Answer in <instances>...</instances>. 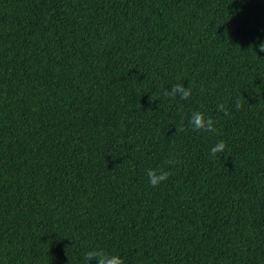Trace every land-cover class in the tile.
<instances>
[{
	"label": "trees",
	"instance_id": "1",
	"mask_svg": "<svg viewBox=\"0 0 264 264\" xmlns=\"http://www.w3.org/2000/svg\"><path fill=\"white\" fill-rule=\"evenodd\" d=\"M261 43L264 0H0V264H264Z\"/></svg>",
	"mask_w": 264,
	"mask_h": 264
},
{
	"label": "clouds",
	"instance_id": "2",
	"mask_svg": "<svg viewBox=\"0 0 264 264\" xmlns=\"http://www.w3.org/2000/svg\"><path fill=\"white\" fill-rule=\"evenodd\" d=\"M260 51H264V43L259 45ZM164 96L175 98L177 96L180 99H187L192 95V87H185L184 84H174L170 89H165ZM151 100L154 102L152 96ZM235 107L239 110L243 106V101L237 98L234 101ZM217 111H222L226 115L228 110L226 105L221 103L217 105ZM189 124L195 131L214 132L216 129V120L211 115L202 110L194 111L189 119ZM183 128L177 127V132L183 131ZM176 132V133H177ZM227 150V142L223 139L218 140L210 148V158L215 159L218 154L224 153ZM177 164L175 159L166 160L161 166L156 168H149L146 170V177L149 184L153 187H159L162 183L166 182L172 175L173 171L171 166ZM84 259L87 264H92L93 260H96L98 264H125L124 257L118 252H110L104 248H92L84 254Z\"/></svg>",
	"mask_w": 264,
	"mask_h": 264
}]
</instances>
